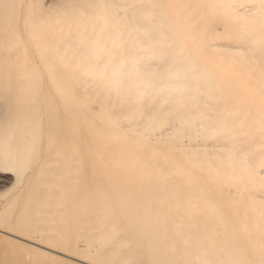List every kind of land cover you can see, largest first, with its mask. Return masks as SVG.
Here are the masks:
<instances>
[{"label": "bare ground", "instance_id": "6f19581e", "mask_svg": "<svg viewBox=\"0 0 264 264\" xmlns=\"http://www.w3.org/2000/svg\"><path fill=\"white\" fill-rule=\"evenodd\" d=\"M0 231V264H264V0H0Z\"/></svg>", "mask_w": 264, "mask_h": 264}, {"label": "rangeland", "instance_id": "374dc122", "mask_svg": "<svg viewBox=\"0 0 264 264\" xmlns=\"http://www.w3.org/2000/svg\"><path fill=\"white\" fill-rule=\"evenodd\" d=\"M10 193H11V191H9V194ZM4 200L5 199H2L1 201H4ZM0 235L2 236V232L1 231H0ZM1 236H0V241H1ZM1 245H3V244L0 243V247H1ZM2 247H4V245ZM5 247H7V249L9 248L10 252H12L11 256H13V257L16 256L17 259L19 258L18 261L19 260L20 261H19L18 264H25V263L27 264V261H29L34 256L33 254H36L35 255L36 256V260H35L34 257L32 258L34 262L35 261L38 262V260L39 261L43 260L45 263L47 261V263L51 262L52 264H78L77 261L69 258L68 256H66L64 254L58 253V252H52V251L45 250L46 254H48V255H46L44 253V251H43V253H38V251H36L35 248L30 250V248L29 249L28 248H23V246L19 247V245L14 246V245H11V244L6 245ZM32 250H34L35 253ZM50 252H51V255H53V256H50ZM30 254H32L33 256L31 255V257H30L29 256ZM11 256L9 258H11ZM24 261H25V263H24ZM30 262H32V261H30ZM35 264H37V263H35Z\"/></svg>", "mask_w": 264, "mask_h": 264}]
</instances>
